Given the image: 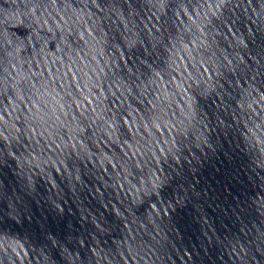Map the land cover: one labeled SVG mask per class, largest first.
<instances>
[{
    "label": "clouds",
    "instance_id": "1",
    "mask_svg": "<svg viewBox=\"0 0 264 264\" xmlns=\"http://www.w3.org/2000/svg\"><path fill=\"white\" fill-rule=\"evenodd\" d=\"M0 264H264V0H0Z\"/></svg>",
    "mask_w": 264,
    "mask_h": 264
},
{
    "label": "water",
    "instance_id": "2",
    "mask_svg": "<svg viewBox=\"0 0 264 264\" xmlns=\"http://www.w3.org/2000/svg\"><path fill=\"white\" fill-rule=\"evenodd\" d=\"M209 177H210V179H209ZM205 178L208 180L209 183H212L213 181L223 182V170H221L220 173H216L211 168H208L206 171ZM214 190H215V188H214Z\"/></svg>",
    "mask_w": 264,
    "mask_h": 264
}]
</instances>
